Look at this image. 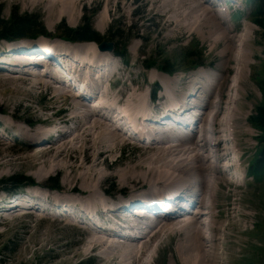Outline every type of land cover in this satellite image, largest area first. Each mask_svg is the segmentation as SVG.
<instances>
[{
  "label": "bare ground",
  "instance_id": "1",
  "mask_svg": "<svg viewBox=\"0 0 264 264\" xmlns=\"http://www.w3.org/2000/svg\"><path fill=\"white\" fill-rule=\"evenodd\" d=\"M4 1L21 3L28 9H41L45 14L46 24L54 27L58 18L66 20L70 25L76 23L78 6L88 2V0ZM100 1L104 2L105 10L97 22V28L105 31L108 24L105 14H113L114 0ZM145 1L151 5V10L164 16L166 19L164 26L169 37L174 38L177 33L197 34L211 46L212 51L216 52L220 58L218 65L216 64L210 71L197 70L185 76L187 78L182 79L183 86L180 90L175 85L176 76L143 73L140 74L143 83H138L137 80L140 78L133 77L132 73L131 81L139 86L127 87L128 93L121 99L119 97L123 89L114 91V88L120 85V81L126 83V80L120 76L119 80L112 78L116 75V64L114 60L110 63L112 61L110 56L116 53L115 50H100L98 43L92 42L73 44V47L66 42L63 47L68 49L44 43L42 47L37 48L38 50L36 43L33 46H18L16 45L18 42H11L10 47L2 49L6 56L0 58V88H3L0 92V96L3 95L0 97V110L3 112L13 110L9 114L11 117L17 116L27 122L28 118L17 113L21 104L18 98L38 90L50 94L54 102L61 103L60 110L52 112L54 116L64 112L62 108L65 106L67 116L59 121L66 122L70 130L47 145L45 137L47 131L43 130L41 134L37 131L29 133L16 122L3 119L2 122L6 124L5 131L16 133L17 140L32 147L20 157H13L9 152H0V166H12L20 160L21 164L36 168L35 177L40 181L46 176L51 177L53 173L70 170L68 174L63 172L66 175L61 182L65 190L60 193L63 195L62 198L59 195L53 196L54 201L51 204L57 205H50L52 211L59 213L57 216L63 217L64 220L70 215L89 221L96 228L109 234L104 233L109 237L89 236L87 242L83 243V249L67 258L65 260L67 263L84 255L95 256L94 264H159L160 256L169 251L172 259L170 264H223L219 260L222 257L221 242L228 241L227 244H231L227 230H235L239 225L236 217L243 216L238 212L241 201L236 197L237 193L227 188L232 185V181L226 176L222 160L225 162L223 158L227 150L239 152L235 146V133L245 112L243 95L249 76L247 69L251 67L249 45L252 31L248 26L241 30L239 35H235L237 28L228 24L231 18L228 7L208 5L219 0ZM114 3L120 17L123 19L130 17L127 13L130 6L128 1L115 0ZM136 49L139 53L144 51L139 46H136ZM12 51L14 52L11 53ZM63 53L79 55L85 59L84 61L93 64L86 75L88 82L84 84L86 96H92L100 91L101 99L107 105L121 104L122 109L131 115L138 129L139 117L149 113L150 118L159 126L155 135L160 136H157L154 143L133 144L131 137L123 134L119 128L115 130L109 128L105 116L111 115L110 110L107 109L100 115L96 111H103L104 108H90L87 100L76 97V94H72L71 90L60 85L57 80L39 78L38 72L33 76L29 72L21 73L18 70L19 68L27 70V64L35 66L44 64L47 66L44 70L50 72L53 78L70 80L75 72L79 73L78 70L83 72L85 68L76 70L69 67L66 64L68 59ZM42 55L44 60H38ZM102 62L108 63L102 71H97L95 68L102 66L100 65ZM54 64L61 65V68ZM135 64H140L139 57ZM155 69L159 71L158 68ZM159 76H162L165 88L157 96L158 101L152 104L144 87L148 86L147 77L156 82ZM112 79L115 83H112ZM106 81L110 82V85H106ZM149 87L151 88V84ZM192 88L193 91H190ZM194 88H197L196 94ZM4 94H10V98L4 97ZM115 117L119 115L115 114ZM171 118H175L184 126L179 135L172 134L162 127ZM53 129L55 127L51 130ZM189 129L195 137L191 135ZM144 132L141 138L153 137L150 130L144 129ZM224 133L230 137L223 136ZM5 134L0 136L12 138L11 134ZM32 137L34 138L31 139ZM174 138H177L175 142ZM223 144L233 146L226 147ZM127 145H133L135 150L138 149L139 156L128 159L122 157L121 150ZM80 153H83V159ZM78 170L82 172L75 176ZM57 175L52 179L56 180ZM108 180H111V183L106 190L105 183ZM57 186L59 187V184ZM30 190L25 201L18 199L13 204L8 202L6 208L21 205H29L32 209L43 207L45 204L43 199L47 197L40 196V191L36 187ZM76 192L82 197L68 196ZM106 192L110 196H107ZM4 198H7V195ZM194 206L196 209L193 212L197 214H189L190 208ZM139 207L157 213L158 217H152L154 222L139 217L134 213ZM17 209L9 213L14 214L13 212H18ZM91 212L102 215V223L95 224L93 220L96 217L92 220L89 216ZM129 217L139 223L147 221L151 225L149 231L143 234L138 227L128 221ZM68 223L66 221V224ZM68 225L79 228L77 224ZM118 235L130 239L124 240L130 242L109 240L110 236Z\"/></svg>",
  "mask_w": 264,
  "mask_h": 264
},
{
  "label": "rangeland",
  "instance_id": "2",
  "mask_svg": "<svg viewBox=\"0 0 264 264\" xmlns=\"http://www.w3.org/2000/svg\"><path fill=\"white\" fill-rule=\"evenodd\" d=\"M122 1H128L130 6L128 7L129 9L127 10V13L130 14V17L127 19L120 17V13L116 12L114 0L112 4L113 14L109 15L107 12V14H105L108 19L105 31L97 28V22L100 19L101 14H104L103 11L105 10L104 2L100 0H88L85 4L79 5L77 9L76 23L73 25H70L64 19L58 18L55 27L46 24L45 14L39 8L28 9L21 3H13L11 1L4 0H0V7L5 21L11 18L14 10L17 11L18 15L30 17L33 20L37 18V25H41L40 28L45 33L41 32L39 36L35 34L32 37H23L13 40L18 42H16V45L18 46H33V44L36 43V50H38L37 48L42 47V44L44 43H52L47 45L60 47L66 45V42H69L68 44L72 47L73 44L84 43L77 41L72 42L68 41V39H63L65 38L62 36L64 33L60 29L65 26L68 28H75L82 23L85 17L89 19L94 30L98 32L102 38H104L103 42H106L107 46H112L111 50H115L114 48L116 43H118L119 46L125 50V57L121 60L120 58H116L114 54L110 56V60L112 61L109 60L110 63L114 60V64H116V75H114V77H117V80H119L120 77L126 80V83L122 80L120 81V85L117 88H114V91L123 89L119 97L121 99L126 93H128L126 90L127 87L134 88L139 86V84L135 85L133 84L135 82L131 81L130 78H132L133 75V77L140 78L137 80V82L139 81L138 83H143V77L141 76L143 73H146L147 75L162 74L163 76L169 77L176 76L177 82L175 85L177 89L180 90L183 86L182 79L187 78L185 76L197 70L204 71L208 69L210 71L212 70L211 68L216 66V64L218 65L220 58L216 55V52L212 51L211 46L208 43H205L197 34L191 35L187 33H177L176 37L171 38L167 33L168 30L164 26L166 19L161 14L151 10V5L149 3L145 0ZM208 5L213 6L210 3ZM228 12L229 14L232 13L230 14L231 18L232 15L238 18L233 19L234 21L231 19L228 21L229 25L233 26V28H237L238 30H236L234 34L239 35L241 30L249 26V29L252 31V40L249 45L251 51V61L249 60L251 67L250 69H247L249 76L243 95L244 104H246L245 112L243 120L240 121L235 133V146L238 148L239 152L227 150L228 154L224 157V159L227 161V158L231 156V153H235L238 155L239 159L241 158L242 160L241 165H238V167L241 168L243 172H248V163L259 149L257 141L259 138V131L252 126L250 117L255 112L256 107L263 103V97L260 91V82L264 78V35L262 34V29L257 24H254L251 20H249V18L252 19L253 12L251 4L246 0H243L240 8L236 7V10L231 8ZM239 17L243 18L239 20ZM59 36L62 37L59 38ZM5 44L6 40L3 39V41L0 42V52H2L4 47H10L9 44ZM135 45L137 47H142L144 51L139 53ZM190 51H192L191 54H195L197 61L201 59V66H188L191 59L190 57L185 59L184 56L189 55L188 53ZM5 56L6 55L4 53H0V58ZM137 57H139L140 64L136 65L135 60ZM41 58L42 57H38V60ZM164 59H169L171 63H174L176 72L173 75L166 74L160 67ZM153 62H155V64H152ZM155 68H158L159 71ZM132 73L134 74L132 75ZM230 75L231 73H229V76ZM159 77L160 78L157 79L156 82L155 80L152 82L153 80L149 79V77L146 79L148 86L144 87V91L146 90L145 92L148 94V99L152 104L154 102L150 97V89L155 91L157 86H159V91L157 93L158 96L165 88V83L161 80L162 76ZM112 83L114 82L112 81ZM105 84L110 85V82H106ZM150 84L151 88L149 87ZM2 89L0 88V92L3 91ZM190 91H193V88L190 89ZM9 96L10 94H4V97L6 98H10ZM18 100L21 102L20 107H18L19 109L17 110L18 115L24 116L29 120L26 122L25 119H19L17 116L14 117L17 120H14V118L9 115L13 110L4 112L0 110V123H2L3 129L6 124L2 121L6 118L7 120L10 119L12 122H16L21 126V128H24L25 131H29V133L33 131L42 132L44 130L47 131V134H49L52 132V128L57 127L59 124H63L64 122L59 120H62V118H66L67 116L65 106L62 108L64 114L61 118L57 115L54 116V113L52 112L54 110H60V107H62L61 103L54 102L50 94L41 93L38 90L21 95ZM65 129L70 130L69 125ZM5 132H7V135L13 133L10 130H6ZM197 136L199 142V134ZM223 136L227 138L230 137L227 133H224ZM11 137L16 140L14 139V141H12V139L0 136V152H9L13 155V157H20L26 150L32 147V145L23 144L17 140L16 133L11 134ZM46 138L48 137L46 136ZM46 143L47 145L51 144V142L48 141ZM200 143L202 142L200 141ZM133 144L141 145L140 143ZM229 146L232 147L233 145H226V147ZM121 153L122 157L128 159V157H137L139 151L138 149L135 150L133 145H127L123 148V150H121ZM119 155L120 152L117 153V156ZM80 157L81 159L84 158L83 153H80ZM35 171L36 168L33 166L23 165L19 160L12 166H0V181L8 179L15 174L30 178V180H33L38 184V187L40 186V188H42L39 190V193L43 197L45 195L50 196L49 198H45L47 201L43 199V203H45L43 208L46 207L48 209H53L50 208V205L54 206L56 204H51V202L54 201L53 196L59 195L61 196L60 198L63 197L60 193H63L65 188H63L61 181H63V176L66 175L65 173L68 174L70 170L67 169L66 171L56 174L53 173L51 177L46 176L41 181L35 177ZM79 172L80 170L75 172L76 174L73 172V174L78 176L82 170L80 173ZM56 175L58 176L57 179L60 189L58 186H52L49 188L47 185H55L54 179L49 178H54ZM42 176H44V173H42ZM226 176L232 181V185L230 184V186L227 187L228 190H231L234 193L236 192V197L241 201L238 207V212L243 216L240 217L238 215L236 217L239 225L235 230H227L230 234L229 242L231 244H227L228 241L221 242L220 250L222 257L219 260H221V263L223 264H264V176L262 179L256 180L247 175L243 182L235 179L233 180L227 174ZM42 182L46 185L44 186V183ZM110 183L111 180H108L105 183L106 190ZM25 189L26 187L24 190ZM107 192V196H110ZM6 195H8L7 191L0 189V199H3ZM78 195H80L78 192L68 194V196L74 198H79L81 196L77 197ZM12 211L13 208H10L9 211H2V213H0V264H94L95 256L85 257L84 255L74 258V261L72 260L69 263L65 262L67 258L72 257L76 252L81 251L83 249V243L87 242L89 236H93V234H89L91 232H87L88 229L81 226V224H78L79 228H75L68 225L72 224L71 219L64 220L63 217L54 216V213H35L33 211H31L32 214L25 212H13L14 214L9 213ZM66 221L69 223L66 224ZM207 239L209 238L207 237ZM114 240L116 241L118 239ZM124 240L126 239H122L123 243L126 242ZM171 261V254L169 251H166L160 256L158 263L170 264Z\"/></svg>",
  "mask_w": 264,
  "mask_h": 264
},
{
  "label": "trees",
  "instance_id": "3",
  "mask_svg": "<svg viewBox=\"0 0 264 264\" xmlns=\"http://www.w3.org/2000/svg\"><path fill=\"white\" fill-rule=\"evenodd\" d=\"M248 1L252 4V12L254 16H252V20L262 29V34L264 35V0ZM36 19L33 20L30 17L18 15L17 11L14 10V13L12 14L11 18L5 21L3 19L2 9L0 7V41L3 39L7 41L17 40L23 37H32L35 34L39 36V34L44 31L40 28L41 25H37L38 22L36 21ZM60 30H62L64 33V35L61 34L63 37H65L64 39H68L70 41L100 42L104 40V38H102L100 34L94 30L90 20L86 17L83 19L82 23L77 27L68 28L65 26ZM114 49L117 54L125 57V50L120 47L118 43H116ZM191 52L192 51L188 53L189 55L184 56L185 59L189 57L191 59V64L189 63L188 66L192 65L196 67L201 65V59L197 61V57L194 53L191 54ZM152 64H155V62H153ZM160 67L162 68V70L168 73L174 74V72H176V67H174V63H171L169 59H164ZM260 91L263 97V103L259 104L256 107L255 112L250 117L252 126L259 131V138L257 140L259 144L258 152L252 157L251 161H249L248 163L249 176L256 180H260L264 176V78L260 82ZM54 181L58 185V179ZM26 182H32V180H30V178L24 177L23 175L15 174L14 176L8 179L1 180L0 189L7 190L9 192L15 191L24 187Z\"/></svg>",
  "mask_w": 264,
  "mask_h": 264
},
{
  "label": "water",
  "instance_id": "4",
  "mask_svg": "<svg viewBox=\"0 0 264 264\" xmlns=\"http://www.w3.org/2000/svg\"><path fill=\"white\" fill-rule=\"evenodd\" d=\"M100 49L102 50H111L112 49V46L110 45H106V42H102L101 45H100Z\"/></svg>",
  "mask_w": 264,
  "mask_h": 264
}]
</instances>
